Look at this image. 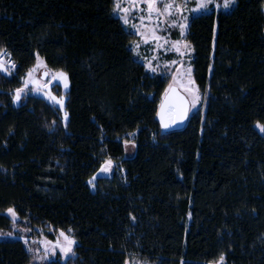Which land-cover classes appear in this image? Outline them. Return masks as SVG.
Returning <instances> with one entry per match:
<instances>
[{
  "label": "trees",
  "instance_id": "trees-1",
  "mask_svg": "<svg viewBox=\"0 0 264 264\" xmlns=\"http://www.w3.org/2000/svg\"><path fill=\"white\" fill-rule=\"evenodd\" d=\"M113 4L0 0V46L17 65L0 72V232L54 240L71 227L74 254L48 258L59 264H207L221 253L224 264H264V0L190 19L193 77L207 95L168 132L156 113L171 80L137 59ZM37 54L69 74L67 90L52 85L66 127L40 96L11 101ZM109 156L112 171L96 173ZM29 247L0 235V264H47Z\"/></svg>",
  "mask_w": 264,
  "mask_h": 264
},
{
  "label": "snow or ice",
  "instance_id": "snow-or-ice-1",
  "mask_svg": "<svg viewBox=\"0 0 264 264\" xmlns=\"http://www.w3.org/2000/svg\"><path fill=\"white\" fill-rule=\"evenodd\" d=\"M148 7V17L147 19H151V15L155 12L157 21L156 25L151 29L152 32V40L156 42L157 48L161 47L162 45L159 41L162 39L160 36L156 34L157 30L161 28V17L167 16L166 23H170L172 27H178L180 29L181 36L184 35L185 29L187 27L188 18L181 16L180 20L173 18L177 13H182L184 10V4L178 2V0H166L163 3V8L156 7L157 0H143ZM233 3V0H223V6L228 7ZM209 4V0H202L201 3L197 4V8H207ZM219 7V5H217ZM113 11L120 13L119 19L127 25L128 19L125 15L130 11L127 7H122L121 0H114L113 4ZM138 19L143 22L146 17L140 16ZM147 27V25H144ZM133 28L137 30V34L141 36L142 39L145 37V33L140 32L139 26L137 24L132 25ZM146 42V41H145ZM166 43H171L172 47L175 49L177 55L183 56L185 52H190L191 49L186 44H182L181 40L175 41H166ZM139 45L135 42L131 45V51L133 53H137ZM185 51H182L181 49ZM155 61V57L153 60L145 61V67L150 69L152 72H156L159 70L158 67H153V63ZM177 64V61H167L165 67L167 68L168 65ZM47 67L46 64H43L42 58L39 57L37 54L36 57V64L30 67L25 75L20 78L21 84L19 87L11 90V101L13 104L18 103L22 96H26L29 91H42L47 85L40 84V81L37 77L34 76L35 69L41 66ZM17 67L16 63L11 59V53L6 49V47L0 46V72L5 74L11 75L12 71ZM211 67V65H210ZM191 67L189 66L184 71H177L171 73L173 79L169 83V86L165 88L164 94L161 98V102L159 108L157 110L156 115L160 119L161 126L164 128L169 127L171 124L176 123L178 120H183L190 108L195 107L198 103H201L204 97H206L207 93H200L199 86L196 85L195 80L191 77ZM45 77L51 75L53 81H59L62 83V86L65 90L69 88V74L62 70H55L53 72H44L42 74ZM51 83V81H49ZM29 85H33L34 87L29 88ZM182 90V91H181ZM44 96L48 99L53 101L54 103L59 105L61 111H63V120L65 122V127L67 126V120L69 118V114L67 111H64L65 107V97L63 96H55L50 91L43 92ZM55 121H53V124ZM256 127L261 131L264 132V124H261L259 121L256 122ZM129 136H133L134 133H128ZM124 145L127 146L132 144L135 147L134 140L125 139L123 141ZM113 160L112 158L105 157L100 164V167L96 170V173L99 172H109L112 169ZM121 171L123 169L121 168ZM93 173V176L90 177L87 181V184L95 187L94 181L97 178V174ZM5 212L9 214L13 224L17 222L18 213L14 206H10L5 209ZM131 215V214H130ZM134 220L135 217L132 216ZM24 233H30L31 229H23ZM72 229L71 227L67 229H58L56 230V236L54 240H47L45 237L43 240L40 241H32V243H38L43 247V255H40L41 248H31L29 247V251L35 253L34 260L35 261H46L47 264H59L58 261H49L48 257L50 255H59L62 258L66 257L68 254L73 253V245L75 244V237L71 235ZM5 233L0 232V235H4ZM13 232H8L6 235H13ZM20 239L24 242L25 245L29 244L28 236L21 235ZM225 257L224 254L221 253L219 257L213 261L209 260L207 264H224ZM127 264V261H126Z\"/></svg>",
  "mask_w": 264,
  "mask_h": 264
},
{
  "label": "rangeland",
  "instance_id": "rangeland-1",
  "mask_svg": "<svg viewBox=\"0 0 264 264\" xmlns=\"http://www.w3.org/2000/svg\"><path fill=\"white\" fill-rule=\"evenodd\" d=\"M166 0H157L156 7L163 8V3H165ZM178 2L184 4V10L182 13H177L173 18L180 20L181 16L187 17V27L185 29V33L183 36L180 34V29L178 27H172L170 23H166L167 16L161 17V23L162 26L160 29L157 30L156 34L160 36L162 39L159 41V43L162 45L161 47L157 48L156 42L152 40V32L151 29L156 25L157 17L155 12L152 13L151 19H147L149 13H148V7L145 3H143V0H121L122 7H127L130 9L128 13L125 15L128 19V24L124 25L131 30L135 35L136 39L133 41L139 45L137 49V53H134L137 59L142 62L145 65V61H151L155 57V61L153 63V67H158L159 70L156 72H152L150 69L146 68L151 74L153 75H159L166 79H170L172 81L173 77L171 73L177 72V71H184L189 66L191 67V77H193V66H192V59H193V49L190 45V43L187 41L186 36L188 32L189 27V21L190 19L198 14L211 12L215 10L216 12L219 11H229L236 3V0H233V3L229 5L228 7L223 6V0H209V4L207 8H197V4L201 3L202 0H178ZM219 5V7L217 6ZM115 14L119 17L121 14L115 12ZM144 16L146 19L141 22L138 17ZM133 24H137L139 26L140 32L145 33L144 39L141 38L140 35L137 34V30L132 27ZM144 25H147L145 27ZM181 40L182 44H186L188 47H190V52H185V54L181 57L177 55L175 49L172 47L171 43H166V41H175V40ZM146 41V42H145ZM132 42V43H133ZM182 51H185L183 48ZM43 61V60H42ZM167 61H177V64L174 65H168L167 68L165 67V64ZM43 64L45 62L43 61ZM46 69L48 72H53L54 70L50 69L48 66L44 67L43 65L34 71V76L37 77L40 81V84L47 85L46 88H44L42 91H29L27 95H36L44 98L46 101H48L50 104H52L54 107L59 108V105L48 99L46 96H44L43 92L50 91L53 95H55L52 92V85L55 83H59L62 85L59 81H53L51 75L47 77L46 80L42 79V71ZM51 81V83H49ZM34 87L33 85H29V88ZM64 90V88H63ZM201 93V92H200ZM202 94V93H201ZM56 96V95H55ZM58 97V96H57ZM205 100L203 99L201 103H198L195 107L191 108L192 110H196L199 107L202 106V109L204 108ZM62 112V118H63V111ZM131 145V144H130ZM114 165V162H113ZM113 167V166H112ZM112 171V169L104 174H109ZM19 230L17 227H15L13 231V235H1L2 237H19L21 235H18L17 232ZM30 247L31 248H41L40 255H43V247L38 243H32V241H40L43 239H36L34 237H28ZM74 246V245H73ZM35 255V253H33ZM72 253L68 254L64 259H67ZM54 255H50L48 258L53 257ZM132 264H157L156 261H151L147 258H142L140 256H134L132 258Z\"/></svg>",
  "mask_w": 264,
  "mask_h": 264
},
{
  "label": "water",
  "instance_id": "water-1",
  "mask_svg": "<svg viewBox=\"0 0 264 264\" xmlns=\"http://www.w3.org/2000/svg\"><path fill=\"white\" fill-rule=\"evenodd\" d=\"M44 72H48V70L44 69V70L42 71V74H43ZM41 77H42V79H44V80L47 79V77H45V76H43V75H41ZM181 91H182V90H181ZM159 105H160V104H159ZM190 113H191V108L189 109L187 116H186L183 120H178L176 123L171 124V125H170L169 127H167V128H164V127L161 126L160 119H159L158 116H157V120H158V122H159V124H160V126H161V129H162L164 132L173 131V130H178V129H182V128H184V127L186 126V124H187V122H188V119H189V117H190Z\"/></svg>",
  "mask_w": 264,
  "mask_h": 264
},
{
  "label": "built area",
  "instance_id": "built-area-1",
  "mask_svg": "<svg viewBox=\"0 0 264 264\" xmlns=\"http://www.w3.org/2000/svg\"><path fill=\"white\" fill-rule=\"evenodd\" d=\"M7 49V48H6ZM8 50V49H7ZM9 51V50H8ZM11 59L15 62V60L13 59L12 55H11ZM16 63V62H15Z\"/></svg>",
  "mask_w": 264,
  "mask_h": 264
},
{
  "label": "bare ground",
  "instance_id": "bare-ground-1",
  "mask_svg": "<svg viewBox=\"0 0 264 264\" xmlns=\"http://www.w3.org/2000/svg\"><path fill=\"white\" fill-rule=\"evenodd\" d=\"M191 114V113H190Z\"/></svg>",
  "mask_w": 264,
  "mask_h": 264
}]
</instances>
